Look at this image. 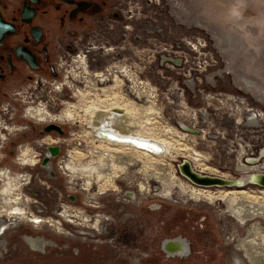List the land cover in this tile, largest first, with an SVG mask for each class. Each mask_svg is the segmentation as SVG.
Segmentation results:
<instances>
[{
    "label": "rangeland",
    "instance_id": "obj_1",
    "mask_svg": "<svg viewBox=\"0 0 264 264\" xmlns=\"http://www.w3.org/2000/svg\"><path fill=\"white\" fill-rule=\"evenodd\" d=\"M85 2L65 21L69 6L53 3L40 20L49 54L39 107L61 120L33 122L22 117L24 93L12 108L0 95L12 125L26 126L0 142V170L29 173L18 206L38 216L9 218L0 208V264H255L239 244L255 235L264 255V218L241 219L227 195L241 191L238 199L262 204L264 186H196L179 165L230 180L240 177V162L264 165V0L244 5L242 26L205 0ZM17 84L0 87L34 99L33 85ZM116 103L128 111V129L167 142L162 156L94 132L96 110ZM24 147L34 166L17 163ZM86 166L90 174L80 173ZM176 238L186 253L163 249Z\"/></svg>",
    "mask_w": 264,
    "mask_h": 264
},
{
    "label": "flooded vegetation",
    "instance_id": "obj_2",
    "mask_svg": "<svg viewBox=\"0 0 264 264\" xmlns=\"http://www.w3.org/2000/svg\"><path fill=\"white\" fill-rule=\"evenodd\" d=\"M85 1L86 0H0V31L3 32L0 35V84L4 82H13L17 84L20 81L17 86L22 88L23 84H26L30 87L35 80H38L37 88H39L38 78L40 67L42 65V61L48 59L47 56L49 54L47 50L48 43L46 41L45 27L40 20L47 14L49 7L53 3H56L55 8L57 9L64 5L69 6V10H66L63 13V17L60 18L62 21H65L67 20V16L72 17L75 14L82 13V8L86 6ZM249 1L250 0H205V2H208L210 5L209 11L216 9L214 13H217L220 17L225 19L235 21L236 23L238 22L237 24L240 26L243 25L244 20L238 16L242 14L243 16L247 15L248 7L244 5ZM219 3L221 4L219 5ZM260 21H264V18H262ZM21 90L24 92H9L4 86L0 87V95L5 93L9 97V101L10 99L16 101V98L14 97L15 94L24 93L22 97L28 96L25 94L27 89L22 88ZM29 96H31V94ZM120 107H118L117 104H112L110 106V110L111 113L122 114L120 115L121 118L112 117L109 115V113L105 114L104 112H99V109H97L92 117L90 125L95 127L100 123H104L105 125H107L106 123H109V127L116 128L119 122H127V125L130 126L128 121V111L123 106ZM39 108L36 109V111L29 110V117L34 118L39 122L48 120H61L63 117V115L50 114L47 117V114ZM92 108L93 107H90V112L94 111ZM0 109H5L0 112V119H9L12 123V118L10 119V113L13 115L14 113L8 112V107L1 108L0 106ZM66 115L69 116V113ZM6 152L9 153L11 150L9 149ZM26 152L27 148L23 149L19 155V159L22 160V166H34L38 160L33 157L27 158L25 156ZM261 153H264V150ZM258 164V161L254 160L250 161V164L241 163L239 164V172L244 174L264 173V169ZM91 170L92 167H82L80 173L90 174ZM18 177L19 178L14 175H10L9 172L6 171H4L2 175L0 174V179L5 181L1 185L2 187L0 189H5V191H2V195H4V197H1L0 203L2 205L0 208H8L6 209V215L10 217L13 216L14 213L20 214L17 217L22 219L25 218L26 215L23 214V210L20 209L23 207L18 206L21 199L20 191L21 188L28 185L31 180L28 173H21ZM190 192L191 197H197L196 194H193V191ZM170 193L172 192L168 191L167 195ZM27 200V197H25V201ZM24 210L25 213H27L25 208ZM31 222H34V220H31ZM1 227L2 225H0V230ZM239 245L242 250H244V247L241 245V243ZM186 248V244L177 238L167 240L163 244V249L168 251L176 250L179 253H186ZM244 252L250 261H255V264H259L257 260H251L247 256L245 250ZM241 259L234 256V260L236 261Z\"/></svg>",
    "mask_w": 264,
    "mask_h": 264
},
{
    "label": "bare ground",
    "instance_id": "obj_3",
    "mask_svg": "<svg viewBox=\"0 0 264 264\" xmlns=\"http://www.w3.org/2000/svg\"><path fill=\"white\" fill-rule=\"evenodd\" d=\"M109 54V53H108ZM79 61V60H78ZM77 61V62H78ZM84 64V63H83ZM39 96H40V94H39V92H34V99L31 97V96H24V97H22V99L24 100V101H26V103H28L27 104V107L24 109V111H23V114H22V117H24V118H28V119H30V120H32L33 122H37V123H39V121H37V120H35L34 118H31V117H29V113H28V111L30 110H32V111H36V109H38L39 108ZM12 102H14V100H12V99H10ZM104 100V99H103ZM102 101V100H101ZM105 101V100H104ZM33 102H36L37 104H35V103H33ZM33 103V104H32ZM95 103H97L96 101H95ZM102 103V102H101ZM99 104H100V102H99ZM103 104V103H102ZM106 104V103H105ZM117 104V103H116ZM94 105H96V104H94ZM98 105V104H97ZM118 105V104H117ZM89 106V105H88ZM106 106V105H105ZM90 107H94V106H90ZM98 107V106H97ZM103 107V109H104V106H102ZM107 107V106H106ZM118 107H120V105H118ZM89 108V107H88ZM121 108V107H120ZM39 109H41V110H45V107H41V108H39ZM111 108L109 107V108H105L104 110H101V109H99V112H104L105 114H108L109 113V115H111L112 117H116V118H121L120 117V115H122V114H117V113H111V110H110ZM114 112H116L115 110H113ZM47 115V117H48V115H49V113L48 112H46V111H44ZM131 114H132V112H131ZM256 115V117H258L257 116V114H255ZM132 118H133V116H132ZM49 121V120H48ZM112 121V120H111ZM43 122H46V121H43ZM131 122V121H130ZM149 123V122H148ZM107 125H105L104 123H100V124H98L97 126H95V127H92L91 125V127H92V129H94V132H96V133H98V134H100L101 136H103V137H106V139L105 140H107V141H109V142H111V143H113V145H118V147L119 146H122V145H124L125 147L126 146H130V148L131 147H134L135 148V150H137V152H139V153H141V154H143V155H145V156H149V157H151L152 155H159L160 156V154H161V156H162V153H161V151L164 149V147H166L168 144H167V142L166 141H162V139L161 140H158V139H156V138H154V137H152V136H144L143 135V133H142V135L140 134V132L138 133V132H135V131H133V130H130V129H128L129 128V126L127 125V122H119L118 123V126L115 128H113V127H109L108 126V124L109 123H106ZM104 125V126H103ZM136 125V124H135ZM125 126H127V127H125ZM133 126H134V124H133ZM25 125L24 124H20V125H15V126H13L12 125V123L10 122V120L9 119H7V120H4V119H2L1 120V122H0V142L1 143H5L6 141H8V139H9V136H11V135H14L15 134V131H20V130H22V129H25ZM136 127H137V125H136ZM138 131V130H137ZM92 132V131H91ZM95 134V133H94ZM97 137H98V135H97ZM99 138V137H98ZM97 140V139H96ZM95 140V141H96ZM101 140V139H100ZM102 142V141H101ZM165 142H166V144H165ZM169 143V142H168ZM99 144H101V143H99ZM107 145H109V144H107ZM106 145V146H107ZM173 147V146H172ZM25 148H27V150H28V147H24L23 149H25ZM129 148V149H130ZM133 148V149H134ZM179 148V147H178ZM22 149V150H23ZM133 149H131V150H133ZM134 150V151H135ZM167 151V150H166ZM22 152V151H21ZM21 152H20V154H21ZM105 152V151H104ZM107 152V151H106ZM19 154V155H20ZM96 154V153H95ZM19 155H18V157H17V163L20 165V166H22V164H21V162H22V160L21 159H19ZM48 155V154H47ZM97 155V154H96ZM247 156H248V154H247ZM47 157V156H46ZM81 157V156H80ZM153 157V156H152ZM48 161V160H47ZM90 162V161H89ZM92 162V161H91ZM189 163H190V161H189ZM241 163H244V162H240L239 164H241ZM114 164V163H113ZM244 164H250V162L249 163H244ZM46 165V164H45ZM74 165V164H73ZM94 165V164H93ZM190 165H191V167H193V169H194V166L190 163ZM255 165H257V164H255ZM258 165H260L261 166V168H263L264 169V165H262L261 163H259ZM71 166V168L72 169H74V167L72 166V165H70ZM84 166V165H83ZM78 167V166H77ZM89 167V166H88ZM52 168V167H51ZM90 168V167H89ZM105 168V167H104ZM98 169V168H97ZM80 170H81V168H80ZM102 170H103V168H102ZM237 171H239V168L238 169H236ZM4 171H6V172H9V174L10 175H14L9 169H1L0 170V174L2 175V173L4 172ZM98 171H100V170H98ZM74 172V171H73ZM199 172V171H198ZM201 172H203V171H201ZM76 173H78L77 171H76ZM19 174H21V173H19ZM19 174L18 175H14V176H16L17 178H19L18 176H19ZM29 174V173H28ZM262 174H264V173H246V174H244V173H240V177H238V178H235V179H232L235 183H237V185L235 186V185H232V186H235V187H241L242 185H244L245 183H251V182H253V181H257V180H259L260 179V177H261V175ZM172 175V174H171ZM208 175H210V174H208ZM70 176V175H69ZM82 176V175H81ZM174 176V175H173ZM212 176H217V175H212ZM71 177V176H70ZM93 177V176H92ZM175 177V176H174ZM217 177H219V178H223V179H227V180H229V181H231L230 179H228V178H225V177H222V176H217ZM169 178V177H168ZM171 178V177H170ZM169 178V179H170ZM107 180V179H106ZM236 180V181H235ZM187 181H189V180H187ZM3 182H5V181H3V180H1L0 179V183H1V185L3 184ZM91 182V181H90ZM190 183H192L191 181H189ZM232 182V181H231ZM105 183V182H104ZM113 184V183H112ZM142 184V183H141ZM193 184V183H192ZM0 185V189H1V186ZM107 185H109V184H107ZM194 185H196V186H203V185H197V184H194ZM104 186H106V185H104ZM110 186V185H109ZM212 186H216V185H212ZM211 185H207V186H204V187H212ZM88 189V188H87ZM113 189H116L115 188V186H114V188ZM2 191H5V189H2V190H0V201H1V197H4V195H2ZM230 192V191H229ZM240 192L241 191H231V194H233L232 196H229V195H227L228 196V198H227V200H228V202H229V204H231L232 205V209H233V211H235V212H237L239 215H240V217H241V219H244L245 217H252V216H254V215H257V216H261V217H263L264 218V203H262V204H258V202L255 200V202H257V203H255V204H252V203H247V202H245L246 200H244V199H238L237 198V194H240ZM5 194V193H4ZM243 194V193H242ZM6 196H8V195H6ZM240 197V196H239ZM244 197V196H243ZM263 197V196H262ZM29 200H27V201H25V203H28V205L30 204V202H28ZM247 201H248V199H247ZM249 201H250V199H249ZM260 203V202H259ZM17 207V206H16ZM28 208H29V206H28ZM35 208H38L37 207V205L35 206ZM21 210H23V214H25L26 215V217L28 218L29 216L28 215H30L31 214V218H29L30 219V221L31 220H34V222H38V220H35L36 218H38V216H34V215H32V214H34V211L32 210V209H30V211H29V213H25V210H24V208H20ZM27 212V211H26ZM67 213H68V211H67ZM20 214H17V213H14L13 214V216H11V217H14V218H18V219H21V218H19V217H17V216H19ZM70 215V214H69ZM68 216V215H67ZM7 217H9V218H11L10 216H8L7 215ZM70 217V216H69ZM74 218H75V216H74ZM245 220V219H244ZM33 222V223H34ZM0 233H1V231H0ZM247 238V239H246ZM245 239H243L242 241H240V243H241V245L243 246V247H247V255H248V253L250 254V258L253 260V259H255V260H258L259 258H261V256H264L263 255V253H262V251H260L259 249V246L260 245H258V244H256V240H255V235L253 236L252 234L251 235H249L248 237H246ZM260 238H258V240H259ZM264 239V238H263ZM259 241H261V240H259ZM263 243H264V240L262 241ZM262 243V244H263ZM251 245V248H249V246ZM258 245V248H256V246ZM261 246H263V245H261ZM264 247V246H263ZM259 251V252H258ZM255 256H256V258H255ZM257 256H259V258L257 257Z\"/></svg>",
    "mask_w": 264,
    "mask_h": 264
},
{
    "label": "water",
    "instance_id": "obj_4",
    "mask_svg": "<svg viewBox=\"0 0 264 264\" xmlns=\"http://www.w3.org/2000/svg\"><path fill=\"white\" fill-rule=\"evenodd\" d=\"M1 21V20H0ZM1 24V22H0ZM3 32L0 31V35ZM56 128H58L57 126H55ZM50 128H54L53 125H48L47 129ZM179 170L180 173L189 181H191L193 184H197V185H203V186H207V185H216V186H220V185H224V186H232V185H237V183H235L234 181H229L227 179H223V178H219L217 176H212V175H208V174H202L200 172H197L195 169H193V167H191L189 161L187 160H183L180 165H179ZM254 183H257L261 186H264V174L261 175L260 179L257 181H253Z\"/></svg>",
    "mask_w": 264,
    "mask_h": 264
},
{
    "label": "built area",
    "instance_id": "obj_5",
    "mask_svg": "<svg viewBox=\"0 0 264 264\" xmlns=\"http://www.w3.org/2000/svg\"><path fill=\"white\" fill-rule=\"evenodd\" d=\"M38 79H39V78H38ZM37 84H38V80H35L34 83L32 84V85H33V90L35 89L34 92H39V88H37ZM32 85H31V86H32ZM10 102H11V103H8L7 106H9L10 108H12V107L14 106V103H13L11 100H10ZM12 115H13V114L10 113V119L12 118ZM1 120H2V119H0V122H1ZM11 120H12V119H11ZM99 135H100V134H99ZM101 137L106 139V137H103V136H101Z\"/></svg>",
    "mask_w": 264,
    "mask_h": 264
}]
</instances>
